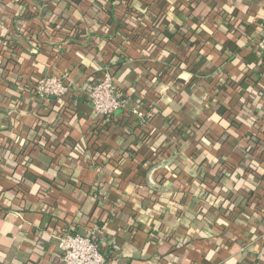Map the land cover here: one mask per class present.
<instances>
[{"label":"crops","instance_id":"0c3cea01","mask_svg":"<svg viewBox=\"0 0 264 264\" xmlns=\"http://www.w3.org/2000/svg\"><path fill=\"white\" fill-rule=\"evenodd\" d=\"M263 35L264 0H0V264L90 230L107 264H264Z\"/></svg>","mask_w":264,"mask_h":264},{"label":"built area","instance_id":"2783aa9c","mask_svg":"<svg viewBox=\"0 0 264 264\" xmlns=\"http://www.w3.org/2000/svg\"><path fill=\"white\" fill-rule=\"evenodd\" d=\"M259 50L264 57V35L258 42ZM40 98H64L71 91L70 85L57 76L43 77L34 87ZM88 98L95 112L104 117H110L114 112L126 106V99L117 90L109 71L95 80L89 90ZM132 112L143 122L148 121L153 112H143L133 109ZM63 264H107L106 257L99 248L95 230L85 234L72 231L64 233L58 243Z\"/></svg>","mask_w":264,"mask_h":264},{"label":"trees","instance_id":"16d2710c","mask_svg":"<svg viewBox=\"0 0 264 264\" xmlns=\"http://www.w3.org/2000/svg\"><path fill=\"white\" fill-rule=\"evenodd\" d=\"M258 121V120H257ZM256 121V122H257ZM263 126V127H262ZM257 130H258V132H260V133H263V131H264V120H263V122H261V124L260 123H258V127H257ZM255 134V135H254ZM252 136L254 137H256L258 140L255 142V141H253V138L252 137H250V140H251V147L252 148H255V147H257V146H260L261 145V143H262V139L260 140L259 138H260V136L258 135V133L256 134V133H254ZM256 135H258V137L256 136ZM219 179V178H218ZM217 183V180L215 181V184Z\"/></svg>","mask_w":264,"mask_h":264}]
</instances>
